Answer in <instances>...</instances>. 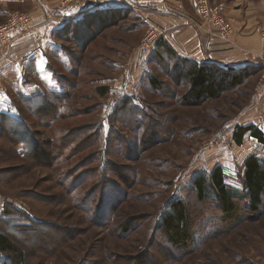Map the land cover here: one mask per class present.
<instances>
[{"label": "rangeland", "instance_id": "obj_1", "mask_svg": "<svg viewBox=\"0 0 264 264\" xmlns=\"http://www.w3.org/2000/svg\"><path fill=\"white\" fill-rule=\"evenodd\" d=\"M230 1H208L224 5L230 38H221L197 5L188 23L231 49L246 38L264 53V4L235 0L228 10ZM134 9L48 31L41 56L28 53L17 77L2 83L0 233L25 251L21 264H264V208L254 216L238 203L246 218L224 232L213 221L222 214L214 201L199 203L192 189L199 173L216 167L242 189L245 161L257 156L264 164V144L250 136L242 146L234 141L238 125L264 134V66L244 68L241 84H225L218 98L185 104V57L172 47L173 57L161 54L165 33ZM258 25L263 32L255 39ZM152 30L158 39L144 54ZM175 199L188 203L196 231L185 252L171 249L159 229ZM0 264H8L1 251Z\"/></svg>", "mask_w": 264, "mask_h": 264}, {"label": "crops", "instance_id": "obj_2", "mask_svg": "<svg viewBox=\"0 0 264 264\" xmlns=\"http://www.w3.org/2000/svg\"><path fill=\"white\" fill-rule=\"evenodd\" d=\"M188 1L191 6L171 0H78L67 6H61L59 0H0V24L10 14L20 13L7 6H27V10L35 13L32 14L35 21L33 30L17 39L12 46L0 48V92L8 74L16 73L14 76L17 77V71L28 53L38 52L41 56V45H44L48 31L66 25L69 20L106 13L118 15L134 8L136 11L143 9V22L148 26L157 25L179 57L214 64L225 70L264 66V53L259 54L257 47H249L253 44L251 40L245 38L236 44L235 49H231L215 32L190 25L188 21L197 13L195 0ZM261 1L264 4V0ZM234 3L235 0L228 2L227 9L230 10V4ZM255 32L256 39L263 32L261 25L256 27Z\"/></svg>", "mask_w": 264, "mask_h": 264}, {"label": "trees", "instance_id": "obj_3", "mask_svg": "<svg viewBox=\"0 0 264 264\" xmlns=\"http://www.w3.org/2000/svg\"><path fill=\"white\" fill-rule=\"evenodd\" d=\"M158 46L161 54L174 56V51L164 40H160ZM185 60L187 61V59ZM186 61L183 63L186 68L179 72V79L190 86L191 91L185 100V104L188 105L218 98L224 92L225 84L232 87L241 84L242 79L237 77L240 75L239 73L246 70H225L214 64L199 63L193 60V62L188 61L187 63ZM221 71L227 72V75L221 74ZM157 83L156 79H152L151 85L153 87ZM99 94L101 96L107 95V89H100ZM246 136L257 139L261 144H264V134L256 125H238L236 127L234 141L237 145L242 146ZM242 184V189L229 186L222 167H216L211 174L201 172L193 180L192 189L198 202L214 201L222 213L221 217L213 218L218 226L221 224V231L234 229L237 223L246 218L238 203L243 204V209L254 216L264 208V164L259 157L250 156L245 161ZM1 218L3 219V217ZM159 229L163 231L166 242L173 250L185 252L196 242V231L192 227L191 210L184 199H175L168 204L161 217ZM0 251L7 254L8 264H21L26 258L25 251L1 233Z\"/></svg>", "mask_w": 264, "mask_h": 264}, {"label": "built area", "instance_id": "obj_4", "mask_svg": "<svg viewBox=\"0 0 264 264\" xmlns=\"http://www.w3.org/2000/svg\"><path fill=\"white\" fill-rule=\"evenodd\" d=\"M76 0H61L63 6L70 5ZM198 12L204 17L210 27H215L220 32L221 38L228 39L233 33L231 25L222 18L223 6H211L209 0H195ZM34 26V18L28 13H14L10 15L8 20L0 27V48H8L19 38L29 33ZM158 39L155 31H148L144 43L140 47V51L149 54L152 51ZM261 85L264 86V75L261 79Z\"/></svg>", "mask_w": 264, "mask_h": 264}]
</instances>
